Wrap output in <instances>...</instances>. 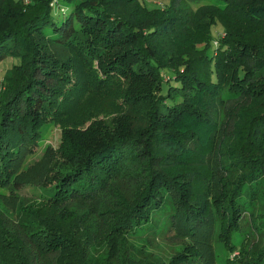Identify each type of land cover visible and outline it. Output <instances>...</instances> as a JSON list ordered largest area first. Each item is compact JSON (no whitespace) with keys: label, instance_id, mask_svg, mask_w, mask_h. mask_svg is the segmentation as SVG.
<instances>
[{"label":"trees","instance_id":"obj_1","mask_svg":"<svg viewBox=\"0 0 264 264\" xmlns=\"http://www.w3.org/2000/svg\"><path fill=\"white\" fill-rule=\"evenodd\" d=\"M201 1L0 0V264H264V0Z\"/></svg>","mask_w":264,"mask_h":264},{"label":"rangeland","instance_id":"obj_2","mask_svg":"<svg viewBox=\"0 0 264 264\" xmlns=\"http://www.w3.org/2000/svg\"><path fill=\"white\" fill-rule=\"evenodd\" d=\"M28 0H22V3L27 4ZM171 0H140V3L148 8L152 7H158V6H163L170 4ZM204 2H207L205 0L201 1L199 4H203ZM209 2L217 3L218 0H210ZM66 4V2H64ZM198 4V5H199ZM197 6V5H193ZM189 7V6H187ZM192 9V8H191ZM62 18L61 13L56 16V19ZM213 33H223L222 27L219 24H216L213 27ZM18 60L12 56H7L4 59L0 61V85L1 81L6 73V71L11 67L12 64L17 63ZM92 102L85 101L81 103L77 108H73L70 113L64 118V124L61 126H50L47 130V133L44 135L42 140H40L39 144L37 147H34V153L32 155H29L27 160H33L36 158L45 144H51L56 148H59L60 144L63 143L62 141V131L64 128L69 129L72 128L74 131H85L87 130L93 122L97 123L98 120H101L105 123H113V121L120 115H122V108L117 107H112L110 106L106 111L107 113H101L94 115L95 107L94 104H91ZM68 131V130H67ZM3 189H0V192ZM30 188H24L22 191H20L21 195L25 196H30L32 193L30 192ZM264 203V198L260 199ZM259 219H255V222H258ZM251 221H248L247 223L244 224L243 229H247L251 227ZM231 239L234 243L238 244L241 235L239 232H233L231 234ZM184 241H179L177 238L173 239H168L166 241H159L157 246L155 244H152V248L155 250H160L161 252H169V253H174L177 249L181 248L183 245ZM182 249V248H181ZM179 249V250H181ZM215 263L216 264H228V262H232L234 257H239L238 259L241 258V254L238 252V250H235L230 256V258H227L226 251L224 249V246L221 242H216L215 245ZM234 256V257H232ZM245 255H243V258ZM228 260V261H227Z\"/></svg>","mask_w":264,"mask_h":264}]
</instances>
